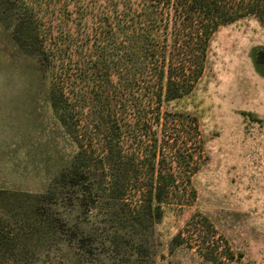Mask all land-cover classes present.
<instances>
[{
    "label": "trees",
    "instance_id": "1",
    "mask_svg": "<svg viewBox=\"0 0 264 264\" xmlns=\"http://www.w3.org/2000/svg\"><path fill=\"white\" fill-rule=\"evenodd\" d=\"M4 2L16 21L13 40L37 56L51 108L78 153L45 192L0 190V264H17L29 251V264H41L36 245L50 234L82 257L93 254V242L80 233L82 215L102 209L114 210L120 221L116 215L128 208L134 226L160 220V206L176 195L173 168L164 167L168 143H160L159 160L156 141L145 145L143 138L176 130V119L161 116L162 105L193 91L220 27L246 18L264 26V0ZM256 60L264 66V49ZM182 118L199 139L196 119ZM128 137L139 146L133 159L123 152ZM174 160L171 166L180 163ZM144 166L149 169L140 172ZM137 173L148 180L132 188L129 176ZM131 190L143 199L134 208L127 205Z\"/></svg>",
    "mask_w": 264,
    "mask_h": 264
},
{
    "label": "rangeland",
    "instance_id": "2",
    "mask_svg": "<svg viewBox=\"0 0 264 264\" xmlns=\"http://www.w3.org/2000/svg\"><path fill=\"white\" fill-rule=\"evenodd\" d=\"M3 3L0 190L37 195L71 168L78 148L51 108L49 81L37 56L15 44L16 21ZM262 49L264 26L258 20L220 27L207 45L193 91L162 105L161 116L176 119L172 127L180 136L171 130L143 138L145 145L156 141L159 160L160 143H168L164 167L173 168L176 195L160 206V220L134 226L126 207L116 215H122L120 221L114 210L89 211L82 215L80 233L93 242L94 253L82 257L54 235H44L35 251L44 254L41 264H264V66L256 60ZM182 116L196 119L199 139ZM122 147L128 159L139 148L131 137ZM177 157L180 163L171 166ZM144 168L149 169L140 172ZM139 173L129 176L132 188L148 180ZM141 200L131 190L127 205L134 208ZM32 258L29 251L16 263Z\"/></svg>",
    "mask_w": 264,
    "mask_h": 264
}]
</instances>
